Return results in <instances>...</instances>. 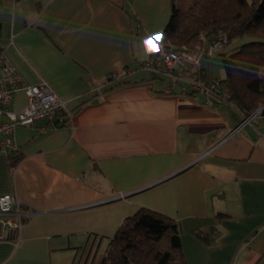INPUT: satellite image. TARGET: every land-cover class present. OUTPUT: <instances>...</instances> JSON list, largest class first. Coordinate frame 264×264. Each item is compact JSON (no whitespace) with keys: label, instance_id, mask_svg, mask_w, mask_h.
Instances as JSON below:
<instances>
[{"label":"crops","instance_id":"1","mask_svg":"<svg viewBox=\"0 0 264 264\" xmlns=\"http://www.w3.org/2000/svg\"><path fill=\"white\" fill-rule=\"evenodd\" d=\"M171 2L0 0V50L71 113L17 127L13 164L0 153V195L19 200L25 223L17 244L0 242V264H99L139 208L177 223L187 264H264L262 118L220 142L238 113L141 67L161 50ZM189 71L224 78L217 54ZM25 102L18 91L10 108ZM209 227L212 242L195 236Z\"/></svg>","mask_w":264,"mask_h":264},{"label":"trees","instance_id":"2","mask_svg":"<svg viewBox=\"0 0 264 264\" xmlns=\"http://www.w3.org/2000/svg\"><path fill=\"white\" fill-rule=\"evenodd\" d=\"M220 33L228 37L224 46L234 39L247 40L217 53L224 71V95L218 102L226 103L242 120L259 106L264 122V79L259 75L264 68V0H172L171 14L161 33V49L186 50L199 36L210 40ZM112 79L110 76L107 81ZM124 83L109 86L104 92ZM194 234L209 243L217 232L209 227ZM99 264H187L179 227L164 214L139 208L119 224Z\"/></svg>","mask_w":264,"mask_h":264},{"label":"built area","instance_id":"3","mask_svg":"<svg viewBox=\"0 0 264 264\" xmlns=\"http://www.w3.org/2000/svg\"><path fill=\"white\" fill-rule=\"evenodd\" d=\"M204 44L196 50L188 51H163L143 61L141 67L154 76H161L170 81L187 82L190 91L200 92L203 102L211 105L222 99L223 83L216 78H190L189 68L197 69L204 56L216 55L227 43L228 37L220 33L210 40L203 39ZM21 91L25 97V104L19 110L10 108L14 95ZM54 112H59L70 117L68 104L60 99L43 80L39 79L36 84H27L17 69L11 64L5 52L0 50V153L6 157L18 155V146L15 138L17 127H30L35 122L45 120L49 126L54 125ZM261 116V107H257L247 118L243 119L238 126L220 141L232 137L239 127L250 123ZM44 129L45 127H41ZM20 202L12 194L0 195V242L17 244L20 233L25 225L22 222V213L19 210Z\"/></svg>","mask_w":264,"mask_h":264},{"label":"rangeland","instance_id":"4","mask_svg":"<svg viewBox=\"0 0 264 264\" xmlns=\"http://www.w3.org/2000/svg\"><path fill=\"white\" fill-rule=\"evenodd\" d=\"M200 37H201V36H199V38L196 39V40H197V43H196V44H195V42L193 41L189 46L185 47L186 50H188V51L196 50L197 47H200V45H203L205 40H202V38H203V39H206V38H204V37L200 38ZM231 43H233V42L231 41ZM229 44H230V43H229ZM229 44H228V45H229ZM194 45H195V46H194ZM228 45L223 46V47L221 48V50H223V49H224L225 47H227ZM221 50H220V51H221Z\"/></svg>","mask_w":264,"mask_h":264},{"label":"snow or ice","instance_id":"5","mask_svg":"<svg viewBox=\"0 0 264 264\" xmlns=\"http://www.w3.org/2000/svg\"><path fill=\"white\" fill-rule=\"evenodd\" d=\"M153 40L155 39V38H152ZM148 45V42H146V46ZM155 50V48L154 47H152V46H149V51H154Z\"/></svg>","mask_w":264,"mask_h":264},{"label":"bare ground","instance_id":"6","mask_svg":"<svg viewBox=\"0 0 264 264\" xmlns=\"http://www.w3.org/2000/svg\"><path fill=\"white\" fill-rule=\"evenodd\" d=\"M201 46V45H200ZM158 51H160V50H158ZM192 51V50H191ZM156 54V53H155ZM190 69V68H189ZM191 71V70H190ZM148 73H149V71H148ZM189 74V73H188ZM161 77V76H160ZM193 78V77H192ZM205 78V77H204ZM164 79V78H163ZM168 80V79H167ZM220 80V79H219ZM222 82V81H221ZM170 83V82H169ZM171 85V84H170ZM190 93H191V91H190ZM194 93V92H193ZM203 103V102H202ZM259 107V106H258ZM59 113V112H58ZM257 119V118H256ZM241 121V120H240ZM239 123V122H238ZM242 128V127H241Z\"/></svg>","mask_w":264,"mask_h":264}]
</instances>
